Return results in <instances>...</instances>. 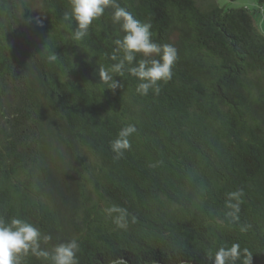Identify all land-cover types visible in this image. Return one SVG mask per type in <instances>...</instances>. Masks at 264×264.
I'll list each match as a JSON object with an SVG mask.
<instances>
[{
  "label": "trees",
  "instance_id": "obj_1",
  "mask_svg": "<svg viewBox=\"0 0 264 264\" xmlns=\"http://www.w3.org/2000/svg\"><path fill=\"white\" fill-rule=\"evenodd\" d=\"M256 2L118 0L151 24L155 43L178 51L159 95L140 96L127 73L115 91L100 83L123 35L112 8L74 41L75 22L62 18L69 0H0V219L34 223L52 237L49 251L76 239L79 264H212L208 255L233 243L264 264ZM128 124L132 147L114 159L111 142ZM114 204L130 214L127 230L105 213ZM23 264L49 262L29 255Z\"/></svg>",
  "mask_w": 264,
  "mask_h": 264
},
{
  "label": "clouds",
  "instance_id": "obj_2",
  "mask_svg": "<svg viewBox=\"0 0 264 264\" xmlns=\"http://www.w3.org/2000/svg\"><path fill=\"white\" fill-rule=\"evenodd\" d=\"M70 10L65 11L63 20L69 26L75 22L71 31L74 41H82L89 35L90 26L94 20L104 15L106 9L112 8V22L120 26L123 33L116 38L111 60L114 63L104 68L99 66L100 83L106 85L105 89L113 91L122 88V83L116 76L124 77L125 73L137 81L136 92L140 96H147L151 91L159 95L161 82H168L173 76V66L178 59V51L171 44H157L152 40L151 24L142 23L126 8L119 5L118 0H69ZM38 25L43 21L36 19ZM57 59L56 54L48 57L49 62ZM137 132L135 124H128L121 128L116 139L111 142L114 159L121 158L132 145L130 137ZM232 211L229 215L238 220L239 204H230ZM111 217L117 229L127 230L129 216L127 209L119 205H111L105 210ZM131 222L136 217L131 216ZM52 240L50 235L44 234L32 222L26 219L13 217L10 222L0 219V264H23V259L29 255L49 262V264H79L77 253L79 243L76 239L56 244L51 251L42 247ZM244 257V264H252V254L247 249L240 248L238 243L231 247L220 246L214 255L209 254L212 264H236ZM111 264H129L122 256L116 257Z\"/></svg>",
  "mask_w": 264,
  "mask_h": 264
},
{
  "label": "crops",
  "instance_id": "obj_3",
  "mask_svg": "<svg viewBox=\"0 0 264 264\" xmlns=\"http://www.w3.org/2000/svg\"><path fill=\"white\" fill-rule=\"evenodd\" d=\"M245 6H247L248 8L256 9L257 2L256 0H249V3H246ZM255 19L257 27L262 33H264V5L256 12Z\"/></svg>",
  "mask_w": 264,
  "mask_h": 264
},
{
  "label": "rangeland",
  "instance_id": "obj_4",
  "mask_svg": "<svg viewBox=\"0 0 264 264\" xmlns=\"http://www.w3.org/2000/svg\"><path fill=\"white\" fill-rule=\"evenodd\" d=\"M217 1L221 6H224L226 8H239L245 6L246 3H249V0H217Z\"/></svg>",
  "mask_w": 264,
  "mask_h": 264
}]
</instances>
